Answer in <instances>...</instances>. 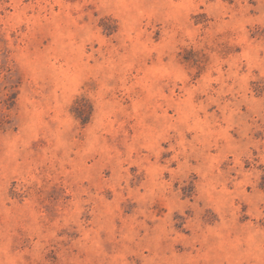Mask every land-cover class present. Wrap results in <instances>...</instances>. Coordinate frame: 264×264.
<instances>
[{
	"label": "rangeland",
	"instance_id": "1",
	"mask_svg": "<svg viewBox=\"0 0 264 264\" xmlns=\"http://www.w3.org/2000/svg\"><path fill=\"white\" fill-rule=\"evenodd\" d=\"M0 264H264V0H0Z\"/></svg>",
	"mask_w": 264,
	"mask_h": 264
}]
</instances>
